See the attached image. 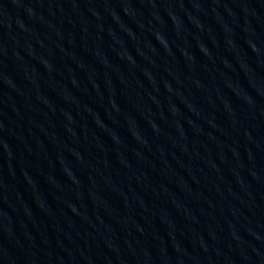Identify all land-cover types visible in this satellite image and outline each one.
I'll return each instance as SVG.
<instances>
[{"label": "water", "instance_id": "1", "mask_svg": "<svg viewBox=\"0 0 264 264\" xmlns=\"http://www.w3.org/2000/svg\"><path fill=\"white\" fill-rule=\"evenodd\" d=\"M0 264H264V0H0Z\"/></svg>", "mask_w": 264, "mask_h": 264}]
</instances>
